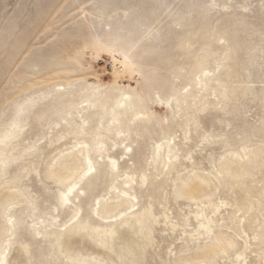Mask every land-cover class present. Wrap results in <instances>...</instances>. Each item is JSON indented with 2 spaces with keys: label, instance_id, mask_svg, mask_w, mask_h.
<instances>
[{
  "label": "rangeland",
  "instance_id": "374dc122",
  "mask_svg": "<svg viewBox=\"0 0 264 264\" xmlns=\"http://www.w3.org/2000/svg\"><path fill=\"white\" fill-rule=\"evenodd\" d=\"M7 134L0 264H115L56 236L128 216L144 264H264V0H0Z\"/></svg>",
  "mask_w": 264,
  "mask_h": 264
},
{
  "label": "bare ground",
  "instance_id": "6f19581e",
  "mask_svg": "<svg viewBox=\"0 0 264 264\" xmlns=\"http://www.w3.org/2000/svg\"><path fill=\"white\" fill-rule=\"evenodd\" d=\"M154 12H158L157 10H154ZM179 17H176V20H178ZM200 65V64H199ZM198 65V68L200 66ZM102 94V93H101ZM132 104V103H131ZM178 105L176 104V107ZM178 109V107H177ZM8 134L6 136H3L0 138V141L2 143H7L9 138ZM253 158L252 160H254ZM114 164V163H113ZM112 164V165H113ZM74 186H71L68 192L72 191V188ZM68 201V195L65 193L64 195L60 196L59 202L61 205L64 204V202ZM104 205L101 206V211L103 212ZM75 218L77 215H73ZM142 219L140 216H128L124 217L119 222H117L115 225H113L111 228H101V227H93L91 225L87 224H77L80 226H77L75 228H72L68 231H65L63 233H60L56 236L57 241L55 242V247L60 249V252H62L61 245L62 240L65 236H67L69 233L71 235H74L75 238L71 241L69 244L72 246L71 254L72 253H87V251H93L96 252L98 250L99 253H101L106 261L109 263H115V264H144V257H145V250L147 242L149 241V238H146L144 235H142V242L138 240V235L135 233L142 228ZM125 234H127V237H125ZM132 234V235H130ZM56 235V234H54ZM105 237L108 242L106 244H103L101 242L100 238ZM86 238H95V246H90L89 243H85ZM96 238H99V241H96ZM110 240V241H109ZM60 244V246L58 245ZM125 251L130 255V258L121 257V253ZM30 251L28 246H19L16 247L11 256L9 258H1V264L5 261L9 264H17L19 257L24 256L26 259V262L23 264H29L31 257H29ZM27 255V256H26ZM33 258H35L34 254H31ZM70 262H73L72 257H69ZM6 263V264H7ZM5 264V263H4Z\"/></svg>",
  "mask_w": 264,
  "mask_h": 264
}]
</instances>
